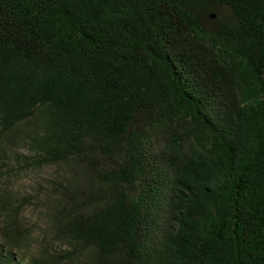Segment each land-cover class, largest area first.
<instances>
[{
  "label": "trees",
  "instance_id": "16d2710c",
  "mask_svg": "<svg viewBox=\"0 0 264 264\" xmlns=\"http://www.w3.org/2000/svg\"><path fill=\"white\" fill-rule=\"evenodd\" d=\"M0 264H264V0H0Z\"/></svg>",
  "mask_w": 264,
  "mask_h": 264
},
{
  "label": "rangeland",
  "instance_id": "374dc122",
  "mask_svg": "<svg viewBox=\"0 0 264 264\" xmlns=\"http://www.w3.org/2000/svg\"><path fill=\"white\" fill-rule=\"evenodd\" d=\"M53 174H54L53 169H46L42 171V173L40 174V177H42V179L45 180V179L52 177ZM37 179L39 178H37L36 175H33L32 173L24 175L22 179L16 184V188L21 194H32L34 192L35 186L37 187L36 185L37 181L40 180V179L39 180ZM30 211L31 210L27 212L26 219L30 223H36L37 215L31 213Z\"/></svg>",
  "mask_w": 264,
  "mask_h": 264
}]
</instances>
